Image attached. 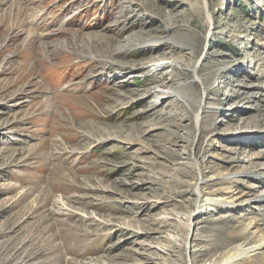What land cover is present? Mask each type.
I'll return each mask as SVG.
<instances>
[{
	"label": "rangeland",
	"instance_id": "374dc122",
	"mask_svg": "<svg viewBox=\"0 0 264 264\" xmlns=\"http://www.w3.org/2000/svg\"><path fill=\"white\" fill-rule=\"evenodd\" d=\"M219 173L264 189V0H0V264H212L264 227Z\"/></svg>",
	"mask_w": 264,
	"mask_h": 264
},
{
	"label": "bare ground",
	"instance_id": "6f19581e",
	"mask_svg": "<svg viewBox=\"0 0 264 264\" xmlns=\"http://www.w3.org/2000/svg\"><path fill=\"white\" fill-rule=\"evenodd\" d=\"M246 88L248 90L245 92L252 93L255 91L254 85ZM244 178V173L215 174L209 179L213 181L212 184L218 186L216 189L208 190L204 187L205 185L197 189V209L214 208L215 210L223 208L234 211L237 208L249 211L252 208L251 203L264 202V189L256 190L257 193L251 195L239 186L240 180H244ZM204 182L206 181L202 179V184ZM226 203H229L230 207L223 206ZM233 235L231 238L232 246L222 250L212 260V264H264V227L262 224L251 220L244 229L236 231Z\"/></svg>",
	"mask_w": 264,
	"mask_h": 264
}]
</instances>
